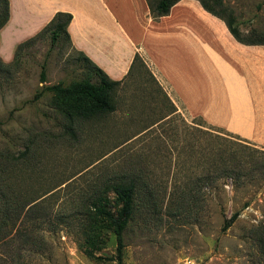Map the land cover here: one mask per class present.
Listing matches in <instances>:
<instances>
[{
    "label": "rangeland",
    "instance_id": "rangeland-1",
    "mask_svg": "<svg viewBox=\"0 0 264 264\" xmlns=\"http://www.w3.org/2000/svg\"><path fill=\"white\" fill-rule=\"evenodd\" d=\"M223 2L244 34L264 40V0ZM18 56V64L0 57V264H119L116 234L103 219L99 248L86 252V211L107 186L130 179L139 192L123 264H264V186L236 190L213 169L219 147L264 150V140L190 117L142 65L119 85L113 111L71 117L44 89L85 77L66 37L53 45L45 32ZM241 101L233 127L243 123ZM247 201L223 231V214Z\"/></svg>",
    "mask_w": 264,
    "mask_h": 264
},
{
    "label": "crops",
    "instance_id": "crops-1",
    "mask_svg": "<svg viewBox=\"0 0 264 264\" xmlns=\"http://www.w3.org/2000/svg\"><path fill=\"white\" fill-rule=\"evenodd\" d=\"M9 7L0 29L5 62L57 12H69L72 46L111 79L126 78L139 54L178 109L264 140V45L238 41L198 0H180L160 17L151 15L147 0H9ZM236 99L243 102V123L233 127Z\"/></svg>",
    "mask_w": 264,
    "mask_h": 264
},
{
    "label": "trees",
    "instance_id": "trees-1",
    "mask_svg": "<svg viewBox=\"0 0 264 264\" xmlns=\"http://www.w3.org/2000/svg\"><path fill=\"white\" fill-rule=\"evenodd\" d=\"M178 1L180 0H147L153 17L167 15L171 7ZM198 1L205 10L222 19L231 34L238 41L251 45H264V40L244 34L241 31L234 14L227 8L223 0ZM9 16V0H0V28L8 21ZM71 19V13L57 12L40 32L18 44L15 57L12 60L13 63H11L18 64L19 50L35 41L37 37H40L45 32L50 33L53 45L59 41L61 35H64L71 43L67 30ZM79 56L80 64L84 68L85 77L68 85L58 82L44 87L45 90L52 92L55 107L71 117L81 116L84 118L101 116L113 111L115 109L114 94L123 80L111 79L102 68L95 64L82 51H79ZM137 65L146 67L139 54L135 55L130 72ZM247 149L250 148L243 144H237L235 149L230 148L226 151V148L219 147L214 153L213 169L217 179L231 178L236 190L245 187L253 181L259 188L264 186V150L251 148L250 151L246 152L245 150ZM262 179L263 182L261 181ZM138 189L139 186L136 179L122 180L107 186L104 194L99 195L96 200L92 201L86 211L87 217L91 220L88 224L90 228L85 230V243L89 247L86 249L88 254H93V249H97L100 246L98 244L101 237L100 226L102 223L100 220L103 219L108 222V225L113 227L118 243L116 258L119 264H123L124 232L133 218L137 194L139 192ZM110 192L114 195L113 201L110 198ZM184 193L187 194L188 192ZM153 194L151 191L150 196L152 197ZM112 203L118 206L116 211L111 209L110 205ZM35 204L33 203L28 207L27 213L35 210L34 208L37 206ZM31 206L33 208L30 209ZM247 206L248 201L243 204L242 208L233 210L230 215L223 214L222 230H227L239 218L240 210ZM258 230L260 231L258 241L264 246V219L258 226Z\"/></svg>",
    "mask_w": 264,
    "mask_h": 264
}]
</instances>
